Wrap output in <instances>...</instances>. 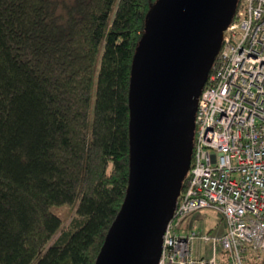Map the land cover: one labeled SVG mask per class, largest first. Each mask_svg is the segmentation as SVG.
I'll list each match as a JSON object with an SVG mask.
<instances>
[{
	"label": "trees",
	"instance_id": "trees-1",
	"mask_svg": "<svg viewBox=\"0 0 264 264\" xmlns=\"http://www.w3.org/2000/svg\"><path fill=\"white\" fill-rule=\"evenodd\" d=\"M156 1L0 0V264H95L129 181L130 77Z\"/></svg>",
	"mask_w": 264,
	"mask_h": 264
},
{
	"label": "water",
	"instance_id": "water-1",
	"mask_svg": "<svg viewBox=\"0 0 264 264\" xmlns=\"http://www.w3.org/2000/svg\"><path fill=\"white\" fill-rule=\"evenodd\" d=\"M239 0H157L129 86V181L95 264H158L192 158L199 95Z\"/></svg>",
	"mask_w": 264,
	"mask_h": 264
},
{
	"label": "built area",
	"instance_id": "built-area-1",
	"mask_svg": "<svg viewBox=\"0 0 264 264\" xmlns=\"http://www.w3.org/2000/svg\"><path fill=\"white\" fill-rule=\"evenodd\" d=\"M207 208L221 213L222 233L190 229L191 216ZM196 239L211 243L212 253L194 254ZM218 245L228 264H245L248 250L264 253V0H239L224 31L198 98L191 166L158 264H222Z\"/></svg>",
	"mask_w": 264,
	"mask_h": 264
},
{
	"label": "rangeland",
	"instance_id": "rangeland-1",
	"mask_svg": "<svg viewBox=\"0 0 264 264\" xmlns=\"http://www.w3.org/2000/svg\"><path fill=\"white\" fill-rule=\"evenodd\" d=\"M56 212H58L63 220V225H68L71 220L74 218L75 213L74 209L70 206H61L55 208ZM190 229L195 231H203V232H209L212 234H220L225 229V221L222 218V215L220 212L214 210V209H202L197 212H195L189 221ZM61 232H58L50 241V244L53 243ZM180 233H183V231H180ZM213 247L211 243L203 242L199 239H196L193 242V252L194 254H201V255H210L212 253ZM264 254V253H261ZM216 255L218 258H220L222 264H228V254L226 251L222 248L221 245H218L216 248ZM264 258V255H262ZM230 258V257H229ZM231 262V261H230ZM245 264H247V257L244 261Z\"/></svg>",
	"mask_w": 264,
	"mask_h": 264
},
{
	"label": "crops",
	"instance_id": "crops-1",
	"mask_svg": "<svg viewBox=\"0 0 264 264\" xmlns=\"http://www.w3.org/2000/svg\"><path fill=\"white\" fill-rule=\"evenodd\" d=\"M225 230V229H224Z\"/></svg>",
	"mask_w": 264,
	"mask_h": 264
}]
</instances>
